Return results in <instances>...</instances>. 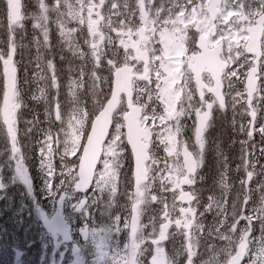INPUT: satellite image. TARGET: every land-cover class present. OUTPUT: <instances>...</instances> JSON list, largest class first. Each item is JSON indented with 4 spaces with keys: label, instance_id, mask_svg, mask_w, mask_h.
Instances as JSON below:
<instances>
[{
    "label": "snow or ice",
    "instance_id": "1",
    "mask_svg": "<svg viewBox=\"0 0 264 264\" xmlns=\"http://www.w3.org/2000/svg\"><path fill=\"white\" fill-rule=\"evenodd\" d=\"M37 240L264 264V0H0V246Z\"/></svg>",
    "mask_w": 264,
    "mask_h": 264
},
{
    "label": "rangeland",
    "instance_id": "2",
    "mask_svg": "<svg viewBox=\"0 0 264 264\" xmlns=\"http://www.w3.org/2000/svg\"><path fill=\"white\" fill-rule=\"evenodd\" d=\"M33 237L37 234L35 232L30 233ZM43 237L41 236V239ZM40 240H37L33 245V250L27 253L21 252L19 256H14V253L7 244L0 246V264H26V261H30L31 264H35L36 259L39 256Z\"/></svg>",
    "mask_w": 264,
    "mask_h": 264
}]
</instances>
